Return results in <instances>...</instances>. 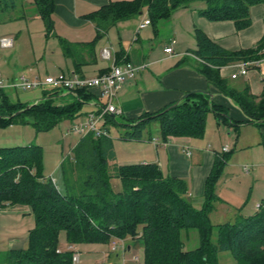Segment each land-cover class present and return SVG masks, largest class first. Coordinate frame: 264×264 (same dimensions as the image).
I'll use <instances>...</instances> for the list:
<instances>
[{
  "label": "trees",
  "instance_id": "16d2710c",
  "mask_svg": "<svg viewBox=\"0 0 264 264\" xmlns=\"http://www.w3.org/2000/svg\"><path fill=\"white\" fill-rule=\"evenodd\" d=\"M13 1L0 0V6ZM198 2L206 4L204 9L198 10L200 17L211 22L232 21L238 31L251 26V8L264 5V0L110 2L92 15L97 29L96 40L78 45L62 40V51L66 58L80 66L81 61L76 56L80 51L77 50L92 57L97 42L119 23L139 17L147 9L150 23L157 25L170 19L176 10ZM33 4L51 34L55 0H33ZM195 37L205 77L238 104L248 116V124L264 126V89L260 97L252 95L248 88L236 91L220 75L224 67L258 60L264 49V39L254 49L228 51L199 29L195 30ZM123 56L122 53L120 61ZM120 61L117 65L128 62ZM86 91L66 93L45 89L41 101L15 116L31 104L16 102L8 91L1 90L0 126L19 121L29 123L31 117L38 131H49L62 120L75 119L84 104L82 101L88 99ZM50 93L76 95V100L55 107V97ZM175 104L134 123H119L118 117L108 116L106 127L113 124L122 129L124 140L142 141L146 133L151 134L152 125L158 123L166 141L169 137H203L210 112L220 122L231 120L226 109L214 104L204 93L191 95ZM227 157L217 158L205 184L203 206L196 209L185 180L165 177L156 164L118 165L114 162L110 137L96 138L90 134L81 139L73 156L62 164L64 191L52 179L45 180L41 176V146L0 148V210L7 206H28L35 217V227L28 235V247L0 255V264H73V251L58 252L61 232H65L71 245L130 239L143 249L145 264H219V254L224 252L237 264H264V200L253 216H239L233 222L217 226L210 221L209 215L218 200L216 185L224 173ZM115 178L122 183L120 192L112 188L111 181ZM192 231L198 233L200 245L188 250L184 235Z\"/></svg>",
  "mask_w": 264,
  "mask_h": 264
},
{
  "label": "crops",
  "instance_id": "0c3cea01",
  "mask_svg": "<svg viewBox=\"0 0 264 264\" xmlns=\"http://www.w3.org/2000/svg\"><path fill=\"white\" fill-rule=\"evenodd\" d=\"M120 1L133 0H55L52 13L53 31L51 34H48L44 21L37 12H34L33 18L42 20L44 24L46 42L51 39L49 45L52 48L47 46L43 51L45 56L53 58L58 56L56 59L58 60L56 62L57 67L54 70L59 69L62 71L61 73L65 74L76 73L86 78L97 77L108 72L114 65L119 64L122 53L124 56L120 62L126 60L136 66H146L135 78L128 80L116 93L114 103L122 110V114L117 116L120 117L119 123H134L144 116L160 112L174 103L182 102L183 97L191 92L203 91L214 104L226 109L228 116L231 118L229 122L218 121L216 115L211 121L209 113L203 137H169L166 141L163 138L159 124L155 123L151 127V134L146 133L142 141L124 140L120 137L122 139L120 142L128 146V153L126 154L128 157L121 158L119 161L121 164H117L158 165L165 177H176L187 182L191 203L196 209H201L204 203L205 184L217 158L229 156L233 162L230 161L231 165L227 162L228 173H223V176L217 182L216 194L218 200L209 215L210 221L217 226L226 222H233L239 216H253L258 211L262 200H264V160H262L264 159V126L248 124L246 122L248 116L238 104L233 99L223 95L205 77L202 72L204 62L197 55L198 43L195 30H201L214 43L228 51L254 49L264 39V5H256L251 8L252 24L243 31H238L232 21L211 22L200 17L198 10L206 7V4L202 2L180 8L172 14L170 19L159 22L157 25L150 23V25L141 29L140 24L144 20H150L149 12L145 9L139 17L121 22L116 27L111 28L106 37L97 42L92 57L87 52L78 49L77 51H80V53L76 56L81 61L80 66H77L72 59L66 58L60 42L65 40L78 45L96 40L97 29L92 21V15L109 5L110 2ZM7 5L2 4L0 8L4 7V9L14 11L17 9L18 0L9 2V5ZM31 6H35L33 0L30 3ZM145 11H147L148 17L142 19L141 17ZM20 18L26 21V14H23ZM22 31L24 30L13 36H7V39L12 41V46L3 47L0 44V53L4 50H15L16 41L19 42ZM27 32L29 31L27 30ZM169 47H172V53L165 52V49ZM105 49L110 51L109 59L103 57ZM18 54L19 51L15 50L8 58L2 59V56H0V76L5 83L14 81L20 75H27L30 80L37 75V68L23 65L19 62ZM45 56H43V59ZM259 57L258 60L248 62L247 75H240L237 79L231 77L232 73L236 72L237 64L222 68L220 75L234 90L242 92L248 88L252 95L260 97L264 89V49L259 53ZM64 68L67 72L63 71ZM46 73L47 76H54L49 74L51 72L48 69ZM13 91H8V93L11 95ZM86 95L88 99L82 101L84 102L82 109L75 117L83 116V121L89 113L98 112L103 105L98 88L87 90ZM11 97L13 99L12 95ZM66 97L71 101L76 100V95ZM14 101L20 102L18 100ZM244 126L256 127L261 131L258 137L256 135L254 141L257 144L254 147L257 146V149L252 152L253 156L248 155V161L255 163V161L262 160V163L257 164L258 169L254 168L253 165H246L243 170L241 168L245 176L255 175L253 186L248 194L241 187L242 183L239 181L244 179L238 175V169H236V165H239L240 155L245 156L253 147L247 141L245 133L241 131V128H245ZM232 135H235L236 138ZM242 135H244L243 138ZM224 148H228L229 151L224 152ZM234 173H237V175ZM221 179L226 182L229 181V183L219 185ZM53 181L56 185L58 184L57 178L53 177ZM256 187L257 192L254 190ZM254 192L258 193V196H256L258 198L255 197L252 201L255 206L251 205L250 201L252 195L255 194ZM245 195H248V197ZM24 207L30 210L28 206H7L0 210V215L4 213L18 218L20 215H26L25 212L27 211L23 210ZM2 216H0V220ZM189 236L190 234H185L184 241ZM112 241L123 242L125 247L120 249L121 254L116 253V257L111 261L109 259L111 255L107 252L103 253L102 256L94 260V264H141L138 257L132 253L134 248H141L134 241L130 239H113ZM21 242L23 244V238L22 241L17 237L13 241L10 240L11 250H19L12 247L20 245ZM27 247L28 244L21 249ZM70 248L74 250L73 246ZM59 250L63 251L61 247H59ZM112 252H118V249L116 248L114 251L112 247ZM223 254L229 253L219 254V264H221L220 258Z\"/></svg>",
  "mask_w": 264,
  "mask_h": 264
},
{
  "label": "rangeland",
  "instance_id": "374dc122",
  "mask_svg": "<svg viewBox=\"0 0 264 264\" xmlns=\"http://www.w3.org/2000/svg\"><path fill=\"white\" fill-rule=\"evenodd\" d=\"M31 0H18V6L16 10L4 9V7L0 8V38H7V36H13L19 31L22 33L19 36V42L16 41L15 50L19 51L18 59L23 65L30 66V68H37L36 77L32 78L33 81L42 79L44 80L47 77V69L51 72L50 75L58 76L62 71L54 70L57 67V57L54 58L51 56H45V49L48 47L52 48L49 45L51 39L46 42L45 37V28L42 20L33 18L34 12L36 13L35 6L30 7ZM23 9L25 10L23 12ZM26 14V21L21 19L20 16ZM147 11H145L144 15L141 17L142 19L147 18ZM145 21V20H144ZM23 27V28H22ZM27 30L29 32H27ZM6 36V37H4ZM15 50H4L0 53L2 59L8 58L12 55ZM35 51V54H34ZM49 55V54H47ZM43 56L44 59H43ZM49 57V58H48ZM59 71V72H58ZM67 72V70H63ZM25 74V73H24ZM26 76L28 79L30 78L27 75H20V77ZM14 100H18L22 103H29L33 105L38 101L44 98V90L43 89H33V90H14L11 92ZM49 95L54 96L53 105H64V103H70L71 100L62 96L64 94H53ZM51 97V96H50ZM104 99H102V103L105 104ZM85 112V111H84ZM214 113L210 112L209 119L213 121ZM211 117V118H210ZM120 118V117H119ZM118 118V119H119ZM83 116L79 118H75L74 120H62L59 122L57 126L49 131H38V129L33 125V119L30 117L29 123H23L19 121L16 124L10 126H0V148L7 147H18V146H29V145H39L43 149V162H42V170L41 176L45 180H53V177L58 179V187L64 191V179H63V167L62 164L65 160L68 159L69 156H73V151L75 147L80 143L83 138L82 135L79 134H67V131L74 125L83 122ZM85 121V120H84ZM224 127V126H223ZM245 128H241V131L245 133L247 141L252 144L253 147L250 148V152L248 154L240 155L239 165H236V169H238V175L242 177L244 180L239 182L242 183V189L248 194L251 187L253 186V180L255 179V175L245 176L242 173L243 167L246 165H253L254 168L258 169L257 164H261L262 160L258 162L248 161L249 156L252 155V152L257 149V146L254 147L256 143V135L258 137L261 131L259 128H254L251 126H244ZM110 133V140L113 143V161L121 164L119 161L121 158H127L128 155V146L122 144V139L120 138L121 134H123L122 129L117 128L113 124H108L106 127ZM262 135V134H261ZM244 135H242L243 138ZM235 137V135H232ZM257 145V144H256ZM236 153V152H235ZM232 154L233 156L235 155ZM231 155V156H232ZM249 155V156H248ZM253 156V155H252ZM232 158H229L228 163L230 164ZM227 163V164H228ZM231 165V164H230ZM242 168V170H241ZM228 167L225 168L224 173H228ZM255 169V170H257ZM237 175V173H234ZM223 176V175H222ZM225 180L221 179L219 185L228 184ZM112 188L115 192H120L122 190V183L119 179H112L111 181ZM257 192V187L254 189ZM254 192V193H255ZM248 197V195H245ZM258 196V193H255L251 197V205L255 206L252 201H254L255 197ZM258 197H256L257 199ZM15 207H23V206H15ZM26 215H20L18 218L15 216H10L7 214H1L2 216L0 220V229H1V239H0V255L11 250L10 240L13 241L14 238L21 239L23 238V244L21 242L20 245H15L12 248L21 249L25 248L28 244V232L29 230L35 227V217L31 213V209L23 208ZM235 221V220H234ZM114 241L110 243H91V244H70L68 242L67 236L65 232H61L59 236V247L63 249L64 252H70V247L73 246L74 250L80 252L81 262L79 264H94V260L98 257L102 256L103 253H108L111 255L109 258L111 261L116 257V253L121 254L120 249H123L125 246L122 241L116 242V248L118 252H112V247H114ZM94 245V246H90ZM200 245V239L198 233L195 231L190 232L189 238L185 241V247L188 250H193ZM90 247V248H89ZM123 251V250H122ZM4 252V253H3ZM133 255H136L142 264L144 262V251L142 248H134ZM221 264H236V261L229 255L223 254L221 255ZM100 264V263H99Z\"/></svg>",
  "mask_w": 264,
  "mask_h": 264
},
{
  "label": "built area",
  "instance_id": "2783aa9c",
  "mask_svg": "<svg viewBox=\"0 0 264 264\" xmlns=\"http://www.w3.org/2000/svg\"><path fill=\"white\" fill-rule=\"evenodd\" d=\"M150 25V20H145L140 24V28H145ZM3 47L12 46V41L7 38L0 40ZM166 53H172V47L165 49ZM104 59H109L110 51L105 49L103 51ZM248 62L237 64L236 72L232 73L231 77L237 79L240 75H247ZM146 66H136L131 62H126L121 65H114L107 73L97 77L86 78L78 74H65L61 73L58 76H47L44 80L39 79L36 81L28 79L26 76L18 77L14 81L4 82L0 76V91L6 90H33V89H53L61 90L66 93H76L78 90H89L98 88L100 90V97L105 101L102 108L98 112L89 113L82 123L74 124L67 134H79L86 137L93 134L96 138L110 137L106 129V118L108 116H120L122 110L119 109L115 103L114 98L118 89H120L128 80L133 79L137 74L145 69ZM228 148H224V152H228ZM116 249V242H114L113 250ZM70 250H72L70 248ZM73 251V250H72ZM60 253L61 251L58 250ZM73 264L80 263V253L73 251Z\"/></svg>",
  "mask_w": 264,
  "mask_h": 264
},
{
  "label": "water",
  "instance_id": "95a60500",
  "mask_svg": "<svg viewBox=\"0 0 264 264\" xmlns=\"http://www.w3.org/2000/svg\"><path fill=\"white\" fill-rule=\"evenodd\" d=\"M197 93H204V92H203V91H195V92H191V93L185 95V96L183 97L182 101L185 100L186 98L190 97L191 95H194V94H197ZM209 95H210V94H209ZM210 96H211V95H210ZM177 104H178V103H176L175 105H177ZM32 106H33V105H28V106L26 107L25 110H22V111L17 112V113L15 114V116H19V115H21L24 111H28V110H30Z\"/></svg>",
  "mask_w": 264,
  "mask_h": 264
}]
</instances>
